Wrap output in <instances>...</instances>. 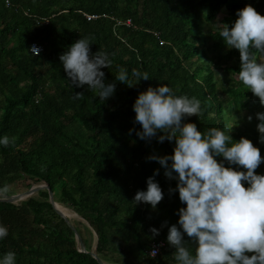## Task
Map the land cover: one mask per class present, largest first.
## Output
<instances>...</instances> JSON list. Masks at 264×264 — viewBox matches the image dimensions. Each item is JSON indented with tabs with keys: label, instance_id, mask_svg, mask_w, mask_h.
Returning <instances> with one entry per match:
<instances>
[{
	"label": "trees",
	"instance_id": "1",
	"mask_svg": "<svg viewBox=\"0 0 264 264\" xmlns=\"http://www.w3.org/2000/svg\"><path fill=\"white\" fill-rule=\"evenodd\" d=\"M247 4L264 15V0H0V136L10 139L0 145V194L17 193L11 186L25 176L27 189L46 182L58 205L71 208L96 234L94 247L70 217L87 249L105 262L176 264L167 234L171 224L179 227L178 209L185 204L177 180L149 159L171 154L175 139L160 142L159 130L141 139L133 104L149 86L168 84L201 101V113L185 122L201 131L236 124L233 139H251L264 157L256 117L264 104L238 79L239 50L219 37L218 23L231 27ZM81 36L92 41V52L111 54L112 64L102 70L115 90L103 101L87 84H71L59 59ZM33 44L43 50L32 54ZM120 66L132 85L116 80ZM132 69L149 78L138 81ZM77 92L82 95L74 98ZM156 169L164 196L153 209L133 197ZM255 171L264 174V162ZM0 223L9 229L0 257L13 251L16 264H101L79 249L46 187L18 201H0ZM184 239L194 246L186 233ZM155 243L162 244L157 256L149 252Z\"/></svg>",
	"mask_w": 264,
	"mask_h": 264
},
{
	"label": "clouds",
	"instance_id": "2",
	"mask_svg": "<svg viewBox=\"0 0 264 264\" xmlns=\"http://www.w3.org/2000/svg\"><path fill=\"white\" fill-rule=\"evenodd\" d=\"M218 27L224 43L239 50V81L264 104V15L247 4L237 10L231 27L227 23H218ZM90 42L81 36L59 59L71 84H87L103 101L115 90L114 82H105L102 70V66L112 64L111 54L104 50L92 52ZM39 52L38 46L31 47L32 54ZM131 75L138 81L149 78L147 72L138 69H132ZM115 76L129 84L125 67L120 66ZM81 95L77 92L74 98ZM133 109L135 121L142 126L137 131L141 139L156 136L158 130L160 142L175 139L171 154H153L149 159L157 160L165 176L177 180L179 198L185 204L178 209L179 227L171 224L167 234V241L175 247L176 264H264V174L255 171L264 162L260 148L244 136L234 140L230 132L236 124L201 131L195 122H185L184 117L201 113V101L196 96L178 95L168 84L141 91ZM256 117L259 140L264 143V111L257 112ZM9 142L7 135L0 136V145ZM221 156L224 159L218 160ZM158 172L154 170V175L147 178L146 189L135 193V203L147 202L156 208L164 196L154 178ZM8 232V227L0 223V240ZM151 232L158 235L159 229L153 226ZM185 233L194 246L184 239ZM151 254L154 256L156 250ZM0 264H16V253H5Z\"/></svg>",
	"mask_w": 264,
	"mask_h": 264
},
{
	"label": "water",
	"instance_id": "3",
	"mask_svg": "<svg viewBox=\"0 0 264 264\" xmlns=\"http://www.w3.org/2000/svg\"><path fill=\"white\" fill-rule=\"evenodd\" d=\"M45 187L49 189V200L52 203V205L54 206V208L56 209V211L58 213H60L66 219L68 224L75 231V236H76V239H77V242H78L79 249L81 251H85V252L91 253L101 264H116V263H107V262H105L102 258H100V256L98 255V253L96 251H89L87 249L86 243H85L82 235L77 230V228L74 226V224L71 222L70 216L68 215V213L64 212L63 210H61L58 207V203L56 202L55 197H54V191L50 188V185L48 183L44 182V183H41V184H35V185H32L29 189H27V190H25L23 192L11 194V195L0 194V201H8V202L18 201V200H21V199L29 196V195H32L33 193H35L39 189L45 188Z\"/></svg>",
	"mask_w": 264,
	"mask_h": 264
},
{
	"label": "rangeland",
	"instance_id": "4",
	"mask_svg": "<svg viewBox=\"0 0 264 264\" xmlns=\"http://www.w3.org/2000/svg\"><path fill=\"white\" fill-rule=\"evenodd\" d=\"M224 13H225V11H222V10L220 12H218V14L216 16V19H215L216 22H219L220 18L222 17V15ZM29 182H30V180L27 178V176H25L22 180L17 181L16 183H14L11 186V188L14 189L15 191H17V193L23 192V191L27 190V184ZM245 185L247 186V183L246 182H245ZM64 207H63V211L66 212V213H68V215L71 218H73V220L75 221V224L77 226H79L81 228V230H83L85 232V235H86L88 241L92 245H94V247H95L96 234L93 231H91L90 228H87V225H85V223H84L85 221H84V219L82 217H80L77 213H75L71 208L66 207V206H64Z\"/></svg>",
	"mask_w": 264,
	"mask_h": 264
},
{
	"label": "built area",
	"instance_id": "5",
	"mask_svg": "<svg viewBox=\"0 0 264 264\" xmlns=\"http://www.w3.org/2000/svg\"><path fill=\"white\" fill-rule=\"evenodd\" d=\"M129 23H130V21H129ZM33 45L38 46L40 48V52L43 50V46L42 45H40V44H33ZM161 245H162L161 243H155V244H153L152 247H151V249H150V251H149L150 254L152 253L153 249H155L156 250V254L154 256H157L160 253V251H161Z\"/></svg>",
	"mask_w": 264,
	"mask_h": 264
},
{
	"label": "bare ground",
	"instance_id": "6",
	"mask_svg": "<svg viewBox=\"0 0 264 264\" xmlns=\"http://www.w3.org/2000/svg\"><path fill=\"white\" fill-rule=\"evenodd\" d=\"M58 207H59L61 210H63V207H64V206H62V205L59 204ZM64 208H65V207H64Z\"/></svg>",
	"mask_w": 264,
	"mask_h": 264
}]
</instances>
